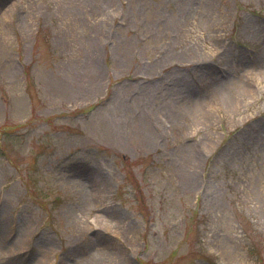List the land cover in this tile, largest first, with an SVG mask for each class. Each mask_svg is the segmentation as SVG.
I'll return each instance as SVG.
<instances>
[{
    "label": "rangeland",
    "instance_id": "1",
    "mask_svg": "<svg viewBox=\"0 0 264 264\" xmlns=\"http://www.w3.org/2000/svg\"><path fill=\"white\" fill-rule=\"evenodd\" d=\"M0 264H264V0H0Z\"/></svg>",
    "mask_w": 264,
    "mask_h": 264
},
{
    "label": "bare ground",
    "instance_id": "2",
    "mask_svg": "<svg viewBox=\"0 0 264 264\" xmlns=\"http://www.w3.org/2000/svg\"><path fill=\"white\" fill-rule=\"evenodd\" d=\"M101 220L102 221H104L105 220V217H103V216H101ZM100 220V221H101ZM99 226V224L97 223V221H90V227L89 228H91V229H95L96 227H98ZM89 248V247H88ZM91 249H93V248H90L89 250H91ZM95 251V250H94ZM94 251H92V252H90L89 254H87L86 255V257H85V259H88V258H90V261H92V262H94L96 259H99L100 258V256H102V255H100V256H97L98 254H95L96 252H94ZM91 256V257H90Z\"/></svg>",
    "mask_w": 264,
    "mask_h": 264
}]
</instances>
